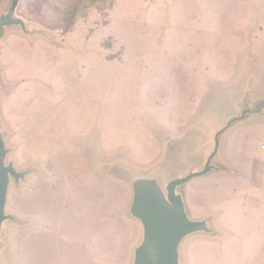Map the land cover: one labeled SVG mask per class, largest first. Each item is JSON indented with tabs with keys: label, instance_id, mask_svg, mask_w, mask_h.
<instances>
[{
	"label": "rangeland",
	"instance_id": "374dc122",
	"mask_svg": "<svg viewBox=\"0 0 264 264\" xmlns=\"http://www.w3.org/2000/svg\"><path fill=\"white\" fill-rule=\"evenodd\" d=\"M15 16L0 134L28 173L9 180L0 264H132V181L202 170L245 109L215 168L180 186L211 232L184 238L179 262L264 264V0H19Z\"/></svg>",
	"mask_w": 264,
	"mask_h": 264
},
{
	"label": "water",
	"instance_id": "95a60500",
	"mask_svg": "<svg viewBox=\"0 0 264 264\" xmlns=\"http://www.w3.org/2000/svg\"><path fill=\"white\" fill-rule=\"evenodd\" d=\"M19 0H11L10 7L0 15V39L6 27L19 26L26 32L22 18L15 16ZM254 111V109H253ZM250 110L245 109L240 117L228 121L214 137V149L208 156L202 170L189 172L185 176L169 180L163 186L159 177H137L132 181L133 199L130 215L142 224L143 237L134 249L132 264H180L179 245L184 238L194 233L211 232L206 220H192L188 217L180 186L191 179L203 177L215 168L211 164L218 151L219 136L230 124L242 118ZM8 150L0 134V232L2 223L11 216L5 214L8 184L10 178L16 182L28 171H17L12 163H6Z\"/></svg>",
	"mask_w": 264,
	"mask_h": 264
},
{
	"label": "trees",
	"instance_id": "16d2710c",
	"mask_svg": "<svg viewBox=\"0 0 264 264\" xmlns=\"http://www.w3.org/2000/svg\"><path fill=\"white\" fill-rule=\"evenodd\" d=\"M83 7L80 3H78L73 10L70 12L67 20H66V24L63 26L62 31L63 33H67L71 30L72 26L74 25L76 18L78 16V14H80L83 11ZM52 29H57L55 27H53Z\"/></svg>",
	"mask_w": 264,
	"mask_h": 264
}]
</instances>
